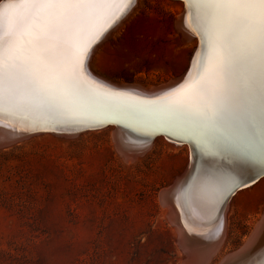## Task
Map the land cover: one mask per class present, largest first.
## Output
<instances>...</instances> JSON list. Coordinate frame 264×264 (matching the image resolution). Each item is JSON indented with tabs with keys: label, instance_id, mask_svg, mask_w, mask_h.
<instances>
[{
	"label": "rangeland",
	"instance_id": "obj_1",
	"mask_svg": "<svg viewBox=\"0 0 264 264\" xmlns=\"http://www.w3.org/2000/svg\"><path fill=\"white\" fill-rule=\"evenodd\" d=\"M180 2L138 0L92 46V73L145 92L182 77L196 45L176 25ZM64 134L0 148V264H189L160 202L188 165L185 145L156 136L128 161L112 126ZM263 212L264 177L230 199L210 264L240 249Z\"/></svg>",
	"mask_w": 264,
	"mask_h": 264
},
{
	"label": "snow or ice",
	"instance_id": "obj_2",
	"mask_svg": "<svg viewBox=\"0 0 264 264\" xmlns=\"http://www.w3.org/2000/svg\"><path fill=\"white\" fill-rule=\"evenodd\" d=\"M7 4L47 6L49 22L32 38L15 31L5 35L0 28V120L19 118L26 128L57 132L90 128L111 117L161 127L199 151L200 174L191 195L211 185L220 204L264 176V0H184L191 30L201 41L197 79L147 106L118 103L121 93H98L89 81L95 49L78 39L99 36L105 6L123 5L127 15L136 0ZM3 16L0 8V21ZM225 161L233 167L225 170Z\"/></svg>",
	"mask_w": 264,
	"mask_h": 264
},
{
	"label": "bare ground",
	"instance_id": "obj_3",
	"mask_svg": "<svg viewBox=\"0 0 264 264\" xmlns=\"http://www.w3.org/2000/svg\"><path fill=\"white\" fill-rule=\"evenodd\" d=\"M46 7L44 5L18 4L10 8L7 2H2L0 8H3L4 16L2 21H0V28H2L5 35L10 31H15L18 35L32 38L42 33L49 22L48 17L43 11ZM105 7L108 9V13L102 23L103 31L100 32L99 36L85 34L78 37V39L85 42L91 41V47L103 39L105 33L124 16V12L126 11L123 5L118 4ZM180 10L181 12L183 11V14H181L183 17H181V20L178 18L180 21H177L176 25L183 30V35L186 38L189 36L192 38L194 36L197 50L201 47V41L191 30L192 18L187 15L184 0L180 2ZM196 50L189 60L186 71L183 73V79L182 77L178 78L182 79L179 84H176L178 79H175L171 82L169 81L166 85L164 84V86L150 88L147 92L140 91V88L133 87L134 85L116 86L108 82L106 83L101 78L95 76L92 73L90 63L89 70H91V75L89 81L92 87L100 94L105 92L121 93L122 95L116 98L118 103L132 106H147V102L152 101L159 104L161 100L158 98H164L165 93L172 94V89L179 90L181 85H190L197 79V64L194 61H198L199 56H197ZM106 126H112L116 148L120 155L128 161L145 153L148 146L151 145V141L156 136H163V139L165 138L175 145H185L189 151L188 165L184 173L176 178L175 182L169 188L161 191L160 202L162 206L167 207L169 222L176 227L178 245H181L183 247L181 248L187 252V256H190V258L188 257L190 260L189 264H210L224 244L223 241L225 240L224 236L226 231L223 226L226 227L227 224L223 225V223L227 205L233 195L228 197L223 204H220L215 198V193L211 185H208L205 191L197 196H192L191 188L198 174H200L201 168L199 151L187 138L166 135V130L161 127L142 126L134 119L111 117L106 119L102 124H93L90 128L75 127L70 131L60 132H64V135H73L85 129ZM47 131L60 133L50 128H26L23 123H20L19 118L0 120V132L15 136L18 140ZM5 144L10 145V143H4L0 147H5ZM222 167L228 170L233 166L225 161ZM248 175L254 176V172L249 170ZM263 177H256V180H260ZM262 260H264V212L261 221L256 225L245 244L237 251L226 255L220 264H260Z\"/></svg>",
	"mask_w": 264,
	"mask_h": 264
},
{
	"label": "water",
	"instance_id": "obj_4",
	"mask_svg": "<svg viewBox=\"0 0 264 264\" xmlns=\"http://www.w3.org/2000/svg\"><path fill=\"white\" fill-rule=\"evenodd\" d=\"M1 2H7V0H1L0 1V5H1ZM183 77H184V75L182 76V79H183ZM182 79L180 78V79H178L177 81H176V84H179L181 81H182ZM119 89H121V88H119ZM18 139L15 137V136H11V135H8V134H4V133H1L0 132V145H2V144H4V143H10V144H12L13 142H16ZM6 145V144H5ZM7 146V145H6ZM4 147V146H3ZM0 148H2V147H0Z\"/></svg>",
	"mask_w": 264,
	"mask_h": 264
}]
</instances>
